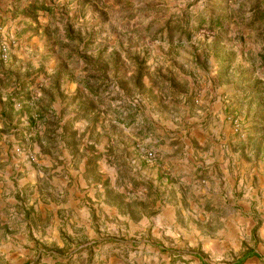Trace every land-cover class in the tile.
Instances as JSON below:
<instances>
[{
    "label": "rangeland",
    "instance_id": "obj_1",
    "mask_svg": "<svg viewBox=\"0 0 264 264\" xmlns=\"http://www.w3.org/2000/svg\"><path fill=\"white\" fill-rule=\"evenodd\" d=\"M120 1L0 0V46L10 48L9 60H0V89L5 110L14 116L4 126L11 139L0 156L5 162L21 158L14 166H0L10 173L4 182L0 177V206L4 221L22 235L11 240L3 234L0 264H137L141 247L131 240L148 232L134 229L155 224L159 209L169 203L206 202L200 191L209 181L206 161L213 146L220 155L224 145L240 147L252 168H262L264 66L252 61L264 42L244 22L256 0ZM41 3L52 9H36ZM188 7L192 35L170 38L166 20ZM214 12L228 17L223 28L211 27ZM21 111L36 115L37 128L48 127L42 135L46 146L40 137H19L15 121ZM148 151L157 160H149ZM48 156L56 162L45 165ZM166 157L179 158L189 171L186 158L197 157L204 169L187 174L197 182L180 184V171ZM167 161L164 172L155 170ZM251 174L246 167L243 189L259 186L264 192L262 172L254 173L253 185ZM136 182L139 188L124 195ZM58 207L100 209L93 217L96 228L75 227L71 212L59 213L56 227ZM177 221L189 229L187 214ZM27 234L34 240L31 249L21 243ZM167 237L165 246L174 247ZM23 248L28 260L17 262L12 253Z\"/></svg>",
    "mask_w": 264,
    "mask_h": 264
},
{
    "label": "crops",
    "instance_id": "obj_2",
    "mask_svg": "<svg viewBox=\"0 0 264 264\" xmlns=\"http://www.w3.org/2000/svg\"><path fill=\"white\" fill-rule=\"evenodd\" d=\"M2 13V7L0 6V16ZM5 99L2 89H0V149L3 146L4 150L8 151L7 141L11 138L6 139L7 136L3 131L5 124H9L11 122L10 118L14 116L10 117L11 115L5 110ZM35 116L32 112L29 114L22 113V111L19 112L15 121L19 130L18 135L22 139L27 140L33 138L32 136L40 137L46 146V141H44V136L42 135H46L48 127L43 124V126L39 125V128H37ZM12 140L19 141L21 139L13 137ZM13 146L16 147L15 150L18 149L16 144H13ZM214 148L215 146L212 147L209 152V159L206 161L209 163L206 166L210 174L209 181H206L205 189L200 191L206 202H204L203 206L191 203L189 207H185L182 201L180 203H169L159 209L155 224H144V226L134 229L135 231L144 230L148 232L147 237L141 240H131L133 242L131 246L133 244L141 247L138 256L134 255L136 256L135 260L138 261L137 264H264V192H260L259 186L250 187V190L243 189L246 167L253 171L249 182V184L253 185L254 173L260 171L262 174H259V176L264 177V162L261 164L262 168H252V165L248 164L243 158L240 147L231 149L228 145H224L221 150L222 155L219 154L218 150L215 151ZM192 152L194 153V151ZM48 153L46 152L44 155H49ZM30 154H32L31 151ZM23 156L25 155L23 154ZM205 156H208V154L206 153ZM48 157L45 165H52V162H56L55 158ZM8 158L6 157L7 161L5 162V157L1 154L0 166H5L7 163L10 166V162L14 166V163H18L21 160V158L8 160ZM166 159L171 161V164L175 162L176 167L174 170H179L180 173L178 174L181 175L180 184L187 179L197 182V180H194L196 175L192 179L187 174L190 171H194L197 174L198 171L204 169L202 161L198 160L197 157L195 159L192 158V160L186 158V164L191 161L190 165H188L190 171L186 165L179 163V158L166 157ZM142 162L144 161L142 160ZM171 164L168 161L165 164L159 163L155 170L164 172ZM8 176H10V173H4L0 169L1 181L4 182ZM210 180L215 181L213 187ZM0 191L3 192L2 189ZM194 193L198 194L196 191ZM212 196L218 198L219 203L214 202ZM4 208V205L0 206V216H2L0 217V226L5 229V233H3L4 230L0 233V244L4 243L3 234H6L5 236L8 238L12 235L11 240H14L13 238L17 236V238L22 239V235L21 237L15 235L18 230L14 228L12 223L4 221ZM86 210L85 208L84 211H81L75 207H67V209L58 207L54 209L56 227L61 226L60 221L62 219L58 217L59 213L62 216V214H69V212L74 214V220L71 219V222L75 227H82L83 224L87 228H90V226L95 227L93 217L94 215L100 216V209H96V211L89 209L90 212ZM112 213L114 215L115 211H112ZM181 214H187V220H190L188 223L189 229L183 228L177 221L178 215ZM167 216L169 217L168 220H170L168 222L165 220ZM260 223L261 226L257 228ZM25 229L26 232L30 233L32 228L25 222ZM99 229L104 230V227L99 226ZM190 229L191 232H189ZM209 229H215L218 232L211 234ZM150 231H153L152 235L154 236L151 239L149 238ZM133 232L129 231V234L132 235ZM168 235L172 236L170 238L173 241L171 246L174 247L165 246L169 244L165 241V239H169ZM30 236V234H27L26 239L23 237V241H21L23 247L25 245H28L30 249L34 247V240ZM43 239H48V237L41 238V241H44ZM94 241L92 239L86 244H91ZM21 243L19 245H22ZM138 244H141V246ZM247 253L252 254L245 258L244 256ZM28 254L29 252L25 248L17 249L12 253V255L19 257L17 262L27 261ZM37 256H40V254ZM11 264H13L12 261ZM120 264H125V261H121Z\"/></svg>",
    "mask_w": 264,
    "mask_h": 264
},
{
    "label": "trees",
    "instance_id": "obj_3",
    "mask_svg": "<svg viewBox=\"0 0 264 264\" xmlns=\"http://www.w3.org/2000/svg\"><path fill=\"white\" fill-rule=\"evenodd\" d=\"M120 1V0H118ZM121 2V1H120ZM36 9H45L50 11L52 8L45 5L44 3H41ZM218 9V7H215L214 11H216ZM251 10V15H250V19L249 20H245L244 22H246L245 24H247L248 28L253 29L255 34V39H261L264 42V38H263V31H264V6H263V2L261 0H256L254 5L252 6ZM223 17L224 18H228L226 15L222 16V15H216V13H211L209 15V20L211 24V27H216V28H223ZM191 10L190 8H186L184 9L181 13L179 14H175L172 15L170 18H168L166 20V24L164 27V30L168 33V36L170 38H174L175 35L179 34L180 36L182 35H192L190 26H191ZM238 35L240 36L241 40L245 43V36H243V34L238 33ZM73 38V37H72ZM253 64L255 62H258L260 64V66H264V44L262 47V50L259 51L254 60L252 61ZM256 67H254L255 69ZM143 77V71L139 70L138 74H137V83L138 85H141V80ZM95 158H98L95 157ZM109 182V179H107L104 182V185L107 186ZM139 183H135L134 184V188H126L127 193L124 195H128L131 194L132 192L136 191L139 186ZM130 206V205H129ZM139 215L141 216L140 211H138ZM252 253H247L245 254V258L249 257Z\"/></svg>",
    "mask_w": 264,
    "mask_h": 264
},
{
    "label": "built area",
    "instance_id": "obj_4",
    "mask_svg": "<svg viewBox=\"0 0 264 264\" xmlns=\"http://www.w3.org/2000/svg\"><path fill=\"white\" fill-rule=\"evenodd\" d=\"M10 58V48L8 46V44L6 43H3L1 46H0V60L1 61H8ZM146 157L149 159V160H157V153L154 152V151H148L146 153ZM31 160L34 161L35 160V156L31 155L30 156Z\"/></svg>",
    "mask_w": 264,
    "mask_h": 264
}]
</instances>
